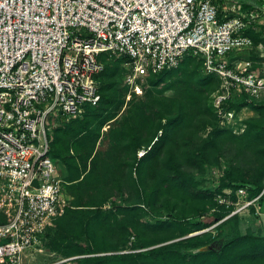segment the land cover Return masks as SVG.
Wrapping results in <instances>:
<instances>
[{
    "label": "built area",
    "instance_id": "2783aa9c",
    "mask_svg": "<svg viewBox=\"0 0 264 264\" xmlns=\"http://www.w3.org/2000/svg\"><path fill=\"white\" fill-rule=\"evenodd\" d=\"M250 28L264 36V0H0V264H23L69 205L53 128L99 102L103 54L126 58L130 97L192 52L221 79L219 125L239 133L246 123L227 102L264 99V40L260 58L237 56L255 47Z\"/></svg>",
    "mask_w": 264,
    "mask_h": 264
},
{
    "label": "trees",
    "instance_id": "16d2710c",
    "mask_svg": "<svg viewBox=\"0 0 264 264\" xmlns=\"http://www.w3.org/2000/svg\"><path fill=\"white\" fill-rule=\"evenodd\" d=\"M254 1L244 0L245 6ZM247 33L254 38L255 47L241 50L237 56L258 59L257 44L264 36L255 28ZM102 56L106 66L99 76V102L88 105L82 116L63 119L53 128L49 153L61 162L62 170L67 168V178L62 173L64 186L73 197L62 215L70 218L93 212L92 216L85 213L83 220L75 218L79 231L65 236V253L73 258L54 264H264V233L253 229L242 233L240 216L237 212L229 215L235 203L217 198L220 193L235 201L238 189L244 187L247 198L253 199L264 190L262 176L249 173L235 182L228 173L211 190L198 188L182 170L208 154L219 160L221 151L232 144L238 150L249 148L257 154L264 177V99L249 98L246 93L235 95L227 102L230 108L241 112L249 107L256 114L244 119L242 132L221 127L211 96L221 79L216 73L202 72V59L189 51L177 67L148 75L144 96L137 99L134 93L124 119L107 128L108 146L97 149L103 127L116 119L125 103L126 92L118 88L117 74L121 68H125L124 74L128 71L123 65L125 57ZM160 84L173 92L159 94L151 88ZM209 125L212 128L207 135L198 136L199 127L207 129ZM143 147L146 151L139 156ZM124 189L133 191L136 205L121 204L113 198L116 191ZM208 198L213 205H208ZM107 203L108 212L102 207ZM161 209L170 212L169 218L160 216ZM142 210L156 217L150 224L156 230L176 225L186 232L218 222L217 232L211 240L195 235L186 239H140L132 231V215ZM120 213L125 218L120 219ZM137 221L133 220L134 225ZM209 243L210 247L203 248Z\"/></svg>",
    "mask_w": 264,
    "mask_h": 264
},
{
    "label": "rangeland",
    "instance_id": "374dc122",
    "mask_svg": "<svg viewBox=\"0 0 264 264\" xmlns=\"http://www.w3.org/2000/svg\"><path fill=\"white\" fill-rule=\"evenodd\" d=\"M125 68L120 69L119 73L117 74L118 83L117 86L119 89L124 90L126 92L125 103L123 104L119 114L117 115L116 119H113L110 123L106 124L103 127L102 135L97 142V149H105L108 146L109 138L107 134V128L112 124L116 125L124 117L127 115L128 109L132 106V97L134 93L129 97V90L127 88V83L125 81ZM145 84L148 86V76H145L143 79V92L142 93H135L138 97H143L145 92ZM150 87V86H149ZM157 93L159 94H171L173 92L172 89L166 88L164 84H160L154 88L151 86ZM256 114L252 111L249 107L242 108L240 112V116L245 119L248 116ZM206 127V126H205ZM204 126L199 127L198 136L204 137L207 135L209 130L212 128L211 125L205 129ZM199 137L197 140L199 141ZM146 149L143 147L138 151L139 156L142 155ZM242 151V152H238ZM260 159H258L257 154H255L251 149L245 148L243 150H238L235 145L228 144L223 151H221V155L219 160H216L213 155L208 154L207 156L199 157L194 159L193 162L186 164L183 167V171H185L189 177H192L194 182L198 188H206L215 190L218 187V184L221 180L222 176H226L228 173H232L233 180L235 182H240V178L242 176H246L247 174L251 173L252 175L256 176V174H260L262 176V180H264L263 175L260 173ZM62 170V169H61ZM63 175L67 178L69 172L63 168L62 170ZM69 189V187L67 188ZM226 191H230L226 189ZM69 204L73 203V197L69 193ZM133 191L130 189H124V191H116L115 195H113L114 199L121 204H129V205H136L138 202L135 198ZM264 190L258 196H256L252 203L248 206H245V202L250 200L247 198L246 195L238 196L237 200L234 201L235 207L231 210L230 214L237 212L240 216L239 222V230L242 233H245L249 229H253L255 232L262 231L264 233ZM262 195V196H261ZM228 199L232 200V198L228 197ZM207 203L209 206L213 205L211 198H208ZM253 206V207H252ZM106 212L109 210V203L105 206H102ZM234 210H236L234 212ZM213 208L211 209V212ZM90 212V213H89ZM86 211L81 214H76L74 217L64 218L63 215L61 217L54 220L47 228V232L43 237L42 243L32 248L24 257L23 264H54L60 260L68 258L71 259L73 257H68L66 252V243L64 242L65 236L80 226L74 224L75 218L83 220L86 217L85 213H88L89 216L93 215V212ZM162 218H169L170 212L166 209H161L158 211ZM209 212L208 214H211ZM139 214V215H138ZM138 214L132 215V231L134 230L137 234V238L140 239H152V240H160L163 237L167 236H175L174 239L178 238H188L189 236H196L197 238H202L204 240H211L217 232L216 224L214 223L208 227L202 229H195L191 231L184 232L181 227L174 225L173 227L169 228H162V229H153L150 224L155 222L156 217H150V214L146 210H142ZM119 218H125V215L120 213ZM138 220L136 225H134L133 220ZM221 221V220H220ZM130 224V223H129ZM136 226V228H135ZM84 226L81 225V228ZM97 228V226H96ZM79 231V229L77 230ZM212 243L205 245L203 248L210 247Z\"/></svg>",
    "mask_w": 264,
    "mask_h": 264
}]
</instances>
